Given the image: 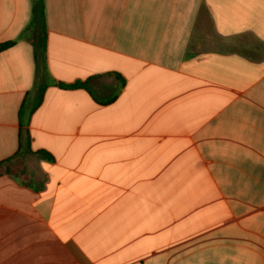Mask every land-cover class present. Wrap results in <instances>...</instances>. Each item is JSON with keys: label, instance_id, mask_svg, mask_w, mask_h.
Here are the masks:
<instances>
[{"label": "crops", "instance_id": "0c3cea01", "mask_svg": "<svg viewBox=\"0 0 264 264\" xmlns=\"http://www.w3.org/2000/svg\"><path fill=\"white\" fill-rule=\"evenodd\" d=\"M42 1L46 72L0 0V162L52 158L0 176V264H264V0Z\"/></svg>", "mask_w": 264, "mask_h": 264}, {"label": "trees", "instance_id": "16d2710c", "mask_svg": "<svg viewBox=\"0 0 264 264\" xmlns=\"http://www.w3.org/2000/svg\"><path fill=\"white\" fill-rule=\"evenodd\" d=\"M38 24L39 32L37 36L36 43L29 37V28L23 31L22 37L33 44H36L37 47L42 52L41 60V71L46 72V65L44 54L46 50V28L44 23L43 15V1L42 0H31V21L29 27ZM16 41H5L0 43V53L6 51L7 49L14 46ZM47 85H41L38 89L37 98L34 104L36 107L41 99L44 92V89ZM62 89H73L79 87H85V84L76 83L72 85L58 84ZM33 158H40L46 161H51V156L45 151H32L29 144L27 143L20 151H17L11 157L0 162V176H10L17 184L28 187L31 182V169L29 168V161Z\"/></svg>", "mask_w": 264, "mask_h": 264}, {"label": "rangeland", "instance_id": "374dc122", "mask_svg": "<svg viewBox=\"0 0 264 264\" xmlns=\"http://www.w3.org/2000/svg\"><path fill=\"white\" fill-rule=\"evenodd\" d=\"M28 165H29V167H30V166H33L32 160L29 161V164H28ZM33 168H34V167H33ZM33 168H32V170H33Z\"/></svg>", "mask_w": 264, "mask_h": 264}]
</instances>
